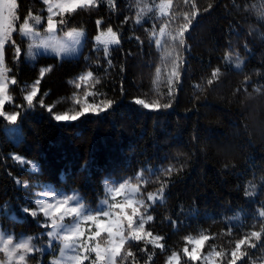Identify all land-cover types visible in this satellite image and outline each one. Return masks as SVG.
I'll list each match as a JSON object with an SVG mask.
<instances>
[{
	"label": "trees",
	"instance_id": "16d2710c",
	"mask_svg": "<svg viewBox=\"0 0 264 264\" xmlns=\"http://www.w3.org/2000/svg\"><path fill=\"white\" fill-rule=\"evenodd\" d=\"M17 2L23 17L29 13L49 17L43 0ZM57 2L51 0L52 17L65 20L57 31L81 28L84 32L78 57L37 55L34 61H25L26 39L18 32H12L4 44L3 70L9 94L15 98V105H23L19 109L5 106L23 114L13 124L19 130L18 136L11 131L8 137L4 127L12 123L0 117V232L5 234L4 239L11 235L12 242H21L41 234L36 221L19 210L24 200L36 198L34 194L51 188L47 195H74L85 210L95 212L101 199L112 203L109 192L125 183V187L139 190L129 199H144L146 205H151L145 219L151 214L153 220L145 223L144 241L130 249L135 259L120 264H165L170 251L178 252L181 264H227L236 240L251 231H260L264 224V218L256 214L260 201H264L259 188L260 177L264 176V20L259 19L264 15V0H189L188 4L172 0L163 15L159 5L166 0H119V11L110 12L104 6L60 15H56ZM192 3L202 15L190 26L188 50L179 51L181 61L186 63L180 62L185 71L177 87L171 77L177 50L169 33L174 34L183 25V13H191ZM209 4L214 7L204 12ZM125 17L127 23L123 22ZM100 19L123 37L109 57L93 40L98 33L96 21ZM137 19L141 23L137 24ZM162 26L163 35L159 32ZM149 30L156 35L152 37ZM155 39L161 41L160 45L154 43ZM12 41L22 48L19 59ZM229 52L232 55L225 60ZM239 61L243 63L237 69ZM44 68L49 70L40 77ZM216 68L221 72L219 79L211 76ZM88 71L93 72V77L81 80ZM13 74L19 85L11 84ZM38 78L40 93L46 94H38V99L52 107L53 114H74L85 102L99 104L111 99L115 103L99 114L86 113L76 121L58 122L46 108L28 109L23 100L26 92L21 89L27 85L30 90ZM169 79H173L172 85ZM209 79H214L213 84L207 83ZM170 88L174 93L171 97ZM85 93L92 95L85 98ZM135 99L151 104L171 103V107L146 109L135 104ZM17 155L25 162L8 158ZM32 163L38 170L32 169ZM169 166L179 171L165 175L162 170ZM14 179L29 187H18ZM162 181L172 182L162 200H147L148 193H158ZM249 181L257 186L259 194L255 197L245 195ZM121 197L117 198L119 205L125 204ZM125 212L131 214V209L125 208ZM135 219L138 222L139 216ZM88 234L84 231L75 244L79 253L75 248L68 253L85 255L79 247L81 242L89 247L96 242L102 249L108 247L106 231L94 243ZM201 234L210 238L200 246L199 258L188 262L183 249L190 251L195 245L185 238ZM156 235L164 239L146 243ZM40 243L47 246L48 241L42 237ZM159 244L166 245L169 251H163ZM60 245L53 241L43 254H29L36 259L29 258L26 264L59 261ZM243 249L251 253L248 264H264V250L248 245ZM216 252L224 255L217 256ZM3 254L0 250V261L4 260ZM93 259L95 253L84 264H92Z\"/></svg>",
	"mask_w": 264,
	"mask_h": 264
},
{
	"label": "snow or ice",
	"instance_id": "6c2138e0",
	"mask_svg": "<svg viewBox=\"0 0 264 264\" xmlns=\"http://www.w3.org/2000/svg\"><path fill=\"white\" fill-rule=\"evenodd\" d=\"M185 4H188L189 0H184ZM43 3L46 4L47 11L49 13V17L47 19V31L49 33L54 32L59 25H63L65 20L62 18L60 20H54L52 17L53 13V5L51 0H43ZM172 4V0H166L165 3L159 5V9L161 14L165 13V10L168 9ZM107 6L109 11H119V0H58L55 4V8L58 10L56 15H60V13H72L75 12L77 9H89L92 10L93 8L99 9L101 7ZM192 11L184 12L182 18L184 19L183 25H181L178 30L173 34L169 33L172 41L176 45L177 50V57L176 61L173 65V70L171 72V77L175 79L176 86L179 87V79L181 74L185 69L180 67V62L186 63V61H181L179 56V51L188 50V44L186 40V36L190 37V26H194V21H196L199 15L197 11V5L192 3L191 5ZM214 5L209 4L207 8L204 9V12L210 11ZM233 7H236L233 4ZM150 11V9H149ZM259 19L264 20V15L260 16ZM33 20L35 24L41 23V17L36 16L32 17V14L29 13L27 17H23L20 15V7L18 6L17 0H0V64L4 62V44L5 40L10 36L12 32H18L22 37L28 36H35L34 28H33ZM17 21H22L18 24V27H14ZM124 23L128 22V18H124ZM137 24L141 23L140 19L135 21ZM146 22V21H145ZM97 26L104 31L101 32L100 35L95 37L96 41L104 45V54L106 57L110 56L109 45H115L117 48L121 45L122 35L118 31H114L113 26L110 23H107L103 20L96 21ZM152 32V37L156 35L154 30H149ZM105 32L108 38L102 39L105 35ZM160 34H164L165 28L162 26L159 28ZM66 35L70 38H73L76 44L80 43V38L83 37V32H75L68 31ZM264 35V34H262ZM152 37L149 38V44L153 42ZM141 44L143 41H140L139 37H135ZM154 43L156 45H160L161 41L159 39H155ZM13 46L15 47V57L19 59V56L22 52V48L20 45L16 44L15 41H12ZM247 49V44L244 46ZM55 50L57 51H69L63 44L57 42L54 45ZM29 55H31V46L29 47ZM232 53L229 52L228 55L225 57V60L230 59ZM109 66H112L111 59L107 60ZM243 61H239L236 63V68L240 69ZM49 69L44 68L40 70V77H43L45 72ZM11 71V70H7ZM159 71V69H157ZM221 75L220 69L216 68L211 73V76L214 79H219ZM93 77V72L88 71L86 76H81V80H86ZM214 79H209L207 81L208 84H213ZM248 77L245 78V81H248ZM19 81L16 79V76L13 74L11 76V84L12 85H19ZM96 83H99V80H96ZM169 85L173 84V79H169ZM40 84L41 79H36L30 90H28V86L25 85L24 88L21 89V92H26L23 95V100L27 104L28 109H33L36 106L41 108H46L49 114L53 115L55 121H76L79 118L85 116L86 113H95L99 114L101 112L107 111L111 109L115 103V101L111 99L101 100L99 104L96 103H87L83 105L78 111L74 114H69L65 112L63 114H53V108L47 106L44 100L38 99V94L46 95L44 93H40ZM77 88L80 87L79 84L76 85ZM259 90V89H258ZM169 96L171 97L174 93L169 90ZM92 95V93H85V98L87 96ZM15 98L9 94V88L5 83V70H0V117H3L5 120L12 124H16L18 117L23 116V114L16 110H7L6 105H13L14 109L22 108L23 105H15L14 104ZM135 104L142 105L146 109H155L159 110L161 108L167 109L171 107V103H164L163 105L159 103L151 104L145 103L143 99H135ZM77 104L80 103L79 100L76 101ZM9 159L15 161H20L24 163L25 161L22 160L20 156H9ZM33 170H38V167L35 163L31 165ZM179 171V169H175L174 166H169L164 168L162 171L165 175L170 176L173 171ZM14 183L17 184L18 187H23L27 189L29 187L23 181L18 179H14ZM170 181H162L161 187L158 190L157 194L148 193L146 199L149 201H155L156 196L163 197L165 194L166 188L170 185ZM260 193H264V176L260 177L259 183ZM125 189V183H120L118 189H114L115 192L119 193ZM52 189L48 188L45 189L43 194H34L35 199H27L23 201V206H19L20 212L23 214L30 216L33 218L37 226L42 229V232L39 236L36 237H27L26 239L22 240L19 243H15L12 246V237L11 235L7 236V239H4V233L0 232V245H3L0 250L6 252V259L8 264H14L12 257H18V261L15 264H26L29 258L36 259L35 255L29 256V254L36 252L38 254H43L48 246H52L53 241H59L62 247L60 248L61 255L64 254L65 249H72L75 248L76 241L80 239L84 235L81 230L80 223H74L69 225L65 218L67 216L73 217V219H78L82 217L84 222H95L97 231L93 233L92 236H89V241H93L96 238L100 237V226L104 221L98 219L101 215L103 217H109L112 215L109 211H100L95 212L94 214L91 210H85L83 205L77 203L75 206H69V202L74 199L73 196H65V198L59 200L57 203H50L49 199L41 198V195L47 196ZM139 190L136 188L130 189V192L135 194ZM259 193L257 191V186L253 183V181L248 182V187L245 188V195L247 197H255ZM54 198V197H53ZM10 206V205H9ZM2 207V206H0ZM151 207V205H146L144 199H127L125 204L118 205L113 204L112 208H119L120 213L117 214V219L114 220L111 224H109L104 231L108 234V243L110 247L102 249L99 243H96L94 246L89 247L88 245L81 242L80 248L84 249L85 255L81 256L79 254L71 256L69 259L73 262V264H84L85 260L89 259V256L92 253H95V259L92 260V264H120V262L128 261L130 259H135V253L130 251L131 248L137 247L141 241H144V233H145V223L150 222L153 220V216L151 214L146 215L147 209ZM125 208L131 209V214H127L125 212ZM143 208V213L141 209ZM259 217L264 218V201H260V209L256 213ZM139 216V220L135 219ZM126 222V227H125ZM148 236H152L151 232L147 233ZM47 239L48 244L47 246L43 243H40L41 238ZM208 235L201 234L197 238H193L191 236L186 237L185 239L188 243L194 244L195 246L189 251L188 248L183 249V255L187 257L188 262L196 261L199 256V248L202 246L206 241L209 240ZM164 238L156 235L154 239L146 241V243H153L163 240ZM36 243H33V241ZM39 245V246H38ZM248 245L249 248L256 249L260 248L264 250V224L261 225L260 231H251L248 234L244 235L242 238L236 240L235 246L231 251V257L227 261V264H237V261H240V264H248V259L251 256V253L247 249L242 250V246ZM163 251L168 252L166 245L159 244L157 245ZM125 249L124 252L121 250ZM77 253H79V248H75ZM139 250V249H138ZM142 251V250H139ZM211 254V253H210ZM217 256L224 255L222 252H216ZM0 264H5L4 261H0ZM53 264H61L60 261H53ZM165 264H181L180 256L176 251H170V253L166 256ZM187 264V262H186Z\"/></svg>",
	"mask_w": 264,
	"mask_h": 264
},
{
	"label": "rangeland",
	"instance_id": "374dc122",
	"mask_svg": "<svg viewBox=\"0 0 264 264\" xmlns=\"http://www.w3.org/2000/svg\"><path fill=\"white\" fill-rule=\"evenodd\" d=\"M32 17H36V16L32 15ZM39 17H41V16H39ZM47 19H43L41 17V23L40 24H35L34 20H33V28H34L35 36L34 37L33 36L23 37V38L26 39V47H25V50H24V59H25V61H34L37 55H51V56H55V57H57L59 59L60 58H75V57H78L79 54H80V51H81L82 44H83L84 35H83V37L80 38V43L76 44L74 39L68 37L66 35V33L68 31H73V30L75 32H83V30L81 28H72V29H68V30L63 31V32H58L57 29H56L54 32L49 33L47 31ZM104 21H106V20H104ZM106 26H107V24L105 25V27ZM102 31H104V29H101V28L98 27L97 35H100ZM95 37H94L93 40L104 51V45L99 43V42H97ZM105 38H108L106 32H105V35L102 37V39H105ZM57 42H59L60 44H63L66 48L69 49V51L65 52V51H57V50H55L54 45H56ZM30 46H31V53H32L31 55H29V52H28ZM108 47H109L110 55H111L115 51V45H109ZM3 69H4V63L0 64V70H3ZM5 83H6V85H8V81H5ZM4 131L8 135L9 138L11 136L10 135L11 131H13V133H15L17 136L19 134L18 133L19 130L17 128L15 129V125H13V124L5 125ZM119 185L117 187L113 188L111 192H109L110 193V197L112 198V203H110L111 201L108 200V199H101L102 203L100 202L99 206H96V208H95L97 211H100L101 213L103 211H109V212L112 213V215H110L109 217H103L101 215L98 218V219L104 221V223H102L101 226H100V229H99L100 232H103L104 229L109 224H111L114 220L117 219L115 216H117V214L120 213V209L119 208H112L113 204H118L117 203V198L120 197V196H123L121 198H122L123 202H126V200L129 199V196H132V194H133V193L130 192V189L135 188L134 186H127V187H125V189L123 191H121L119 193L115 192L114 189H118ZM68 196H73L74 197V199L69 202V206H75L77 203H79V199H77L74 195H68ZM44 198L49 199L50 203H57L59 200L65 198V196L64 195L50 194V195H47ZM156 200H162V197L157 195L156 196ZM150 202H152V201H150ZM97 211H95V212H97ZM95 212H92V213L94 214ZM66 220H67V223L69 225L74 224V223H80L82 232L84 233V231H87L89 233L88 234L89 236H92L93 233L95 231H97L95 222H84L82 217H80L78 219H73V217L67 216L65 218V221ZM98 239H99V237L96 238L95 240H93V243L98 241ZM80 240H81V237H80L79 240L76 241V244ZM15 243H19V242L18 241L12 242V246H14ZM61 247H62V245H60L59 250H60ZM108 247H110V245H108ZM67 250H69V249H65L63 255H61V251H60V253H59V261L62 262V263L73 264V262L69 258L71 256H73V255H77V253H73V254L72 253H68ZM6 255L7 254L5 252V254H3V257H4L3 261L5 262V264H8V261L6 259ZM12 260H13V262L15 264V262L18 261V257L14 256V257H12Z\"/></svg>",
	"mask_w": 264,
	"mask_h": 264
}]
</instances>
